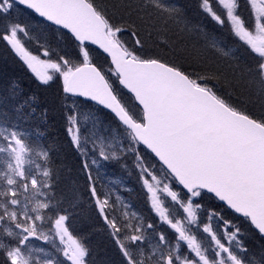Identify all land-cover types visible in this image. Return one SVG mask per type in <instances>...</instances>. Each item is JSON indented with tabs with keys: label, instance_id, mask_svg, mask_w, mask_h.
<instances>
[{
	"label": "snow or ice",
	"instance_id": "6c2138e0",
	"mask_svg": "<svg viewBox=\"0 0 264 264\" xmlns=\"http://www.w3.org/2000/svg\"><path fill=\"white\" fill-rule=\"evenodd\" d=\"M198 8L236 41L226 68L206 55H229L215 39L189 46L208 34L166 0H0V43L41 85L61 83L66 137L118 264H264V0ZM33 26L72 51L38 43L34 53L21 39ZM33 99L0 110V264H88L70 231L79 197L60 190L55 145L22 125ZM128 157L160 231L134 212L111 215V193L96 187L104 162Z\"/></svg>",
	"mask_w": 264,
	"mask_h": 264
},
{
	"label": "trees",
	"instance_id": "16d2710c",
	"mask_svg": "<svg viewBox=\"0 0 264 264\" xmlns=\"http://www.w3.org/2000/svg\"><path fill=\"white\" fill-rule=\"evenodd\" d=\"M166 2L180 7L191 24L199 25L208 34V40L195 33L191 34L186 38L189 46L195 45L197 48L204 49L206 44L215 39L223 52H228L229 55H223V53L216 52L215 49H208L206 55L222 68H226L233 63L232 56L239 54L235 39L229 34L226 27L216 25L210 18L200 12L198 0H166ZM241 13L243 17L247 18L249 15L248 7L241 8ZM34 30H38V27L34 26L29 31ZM45 31H42L43 35H40L37 31L33 33L35 37L31 38L35 41L36 47L39 43V45H51L58 51L63 49L62 46L67 52L72 51L64 45L54 30L45 29ZM227 47L233 50L227 49ZM93 56L96 63L105 68L107 67L104 56L97 55L96 52H93ZM246 59H250V57L246 55ZM0 97L5 100L4 104H0V110L9 113H12L15 105L27 100L29 97L35 98L30 101V106H26L23 110L27 120L22 121V125L33 135L37 131L43 133L41 138L43 142L55 145L56 150L52 155L56 165L62 166L60 190L69 197L75 191L79 197L76 206L70 209L72 213L70 231L89 249L88 264H118L119 255L108 234L109 230L106 228L103 219L98 216L93 201L88 198L87 186L80 172L82 158L69 146L66 137L62 107L63 93L60 81H56L50 86L41 85L23 62L3 43H0ZM248 107L252 108L253 111H259L258 106L253 108L249 104ZM32 109H35V111L33 112ZM108 166L113 167L114 171L117 170V174H127L132 171L131 168H128L125 160L118 163V166L115 162H110ZM129 185L131 191L125 192V197L130 200L137 216L143 218L145 224L153 222L158 225L156 216L148 208L147 196L141 184L129 180ZM205 201L206 207L218 204L216 201L208 200L207 197H205ZM116 212L118 216L119 211L116 210ZM157 230H159L158 226Z\"/></svg>",
	"mask_w": 264,
	"mask_h": 264
},
{
	"label": "rangeland",
	"instance_id": "374dc122",
	"mask_svg": "<svg viewBox=\"0 0 264 264\" xmlns=\"http://www.w3.org/2000/svg\"><path fill=\"white\" fill-rule=\"evenodd\" d=\"M36 31L40 35H43L42 31L46 32L45 29L41 30L38 27V30H34V31L30 32V37H33V36L35 37V35L33 33H35ZM21 39L23 41H25L26 44H28L29 42H32V44L35 43V41L32 38L24 37L23 35H21ZM62 47L66 51L64 46H62ZM227 49H232V48L227 47ZM105 122L107 123V120ZM90 127H91V125L89 124L88 128H90ZM85 131H87V129H85ZM125 161L127 162L128 168L132 169V171L130 173L117 174V170L116 171L110 170V168L108 166V164L110 162H104L103 167L101 168V176L98 178V180L96 182V185H97L96 187L101 192V194L111 193L110 202L113 203V205H114V211L112 212V215H114V216H117V212L115 213L116 210L119 211L118 216H122V213L124 211H128L130 213H132V212L136 213L135 210L131 206L130 200L125 197V192H128L131 190L130 185H129V180H132L134 182H139L138 173L134 167V163H133L134 157H128ZM116 164L118 166V163H116ZM141 187H142V185H141ZM117 196H119L121 198L124 205H127V208H125L121 205H117L115 203ZM147 200H148V198H147ZM169 200H170V198H169ZM165 206H168V204H166ZM148 207L150 209L149 202H148ZM122 209H123V211H122ZM150 211H151V209H150ZM152 213L156 216V220L159 221V217L154 212H152ZM158 225H159V223H158ZM33 245L36 247H39V245L40 246H47L46 242L35 240V239H33Z\"/></svg>",
	"mask_w": 264,
	"mask_h": 264
},
{
	"label": "bare ground",
	"instance_id": "6f19581e",
	"mask_svg": "<svg viewBox=\"0 0 264 264\" xmlns=\"http://www.w3.org/2000/svg\"><path fill=\"white\" fill-rule=\"evenodd\" d=\"M226 40V39H225ZM3 62V61H2ZM8 64V63H7ZM3 71V70H2ZM5 71V70H4ZM6 79V78H5ZM31 84V83H30ZM32 86V85H31ZM33 88V87H32ZM29 91V90H28ZM27 92V91H26ZM8 96V95H7ZM22 99V98H21ZM4 104V103H3ZM50 128V127H49ZM51 130V129H50ZM60 130V129H59ZM56 132V131H55ZM52 134V133H50ZM63 146V145H62ZM74 157V156H73ZM61 159V158H60ZM65 161V160H64ZM71 163V162H70ZM68 170V169H67ZM75 174V173H74ZM69 177V176H68ZM66 185V184H65ZM74 189V188H73ZM70 195V194H69ZM87 198V197H86ZM85 201V200H84ZM88 211V210H87ZM123 211V209H122ZM116 212V211H115ZM72 218V217H71ZM143 219V218H142ZM40 246V245H39Z\"/></svg>",
	"mask_w": 264,
	"mask_h": 264
},
{
	"label": "water",
	"instance_id": "95a60500",
	"mask_svg": "<svg viewBox=\"0 0 264 264\" xmlns=\"http://www.w3.org/2000/svg\"><path fill=\"white\" fill-rule=\"evenodd\" d=\"M102 51V50H101Z\"/></svg>",
	"mask_w": 264,
	"mask_h": 264
}]
</instances>
